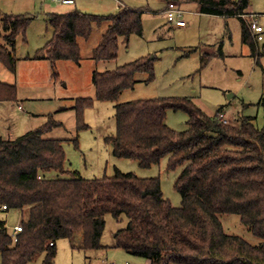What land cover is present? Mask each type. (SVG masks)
Segmentation results:
<instances>
[{
	"label": "trees",
	"instance_id": "obj_1",
	"mask_svg": "<svg viewBox=\"0 0 264 264\" xmlns=\"http://www.w3.org/2000/svg\"><path fill=\"white\" fill-rule=\"evenodd\" d=\"M166 3L177 0H165ZM199 5L200 13L242 20L243 43L254 58L260 56L247 15L252 0H185ZM52 40L44 47L54 70L60 61H82L80 39H89L96 27L109 23L100 44L93 50L96 64L116 61L121 38L143 37V12L121 7L112 15H92L75 10L48 15ZM32 19L26 15H0V63L17 73L14 55L17 38L26 36ZM10 48V49H9ZM39 57V55H38ZM36 57L35 59H38ZM154 59H139L115 70L94 71L95 98L76 99L78 137L71 143L79 149V136L89 129L86 109L96 101L117 102L120 95L135 88L138 74L155 80ZM56 76V72H55ZM18 100V86L0 81V102ZM260 104L264 107V98ZM116 130L106 138L117 159L138 161L150 169L167 157V169L180 176L174 188L182 197L180 208L165 198L160 178L145 179L116 169L113 176L82 178L67 169L62 139H48L47 133L63 124L50 121L18 139L0 137V212L29 210L23 232L13 241L6 222L0 221L1 264H29L40 255L44 264H55L58 243L81 236L82 251H100L106 217H126L128 226L115 235L116 248L151 264H264V128L252 117L242 116L239 126L224 124L220 113L207 115L190 97H164L117 103ZM168 111L189 116V129L176 131L167 124ZM59 172L68 178L47 179ZM240 216L242 223L263 243L225 233L220 215ZM53 244V245H52Z\"/></svg>",
	"mask_w": 264,
	"mask_h": 264
},
{
	"label": "rangeland",
	"instance_id": "obj_2",
	"mask_svg": "<svg viewBox=\"0 0 264 264\" xmlns=\"http://www.w3.org/2000/svg\"><path fill=\"white\" fill-rule=\"evenodd\" d=\"M76 5L59 6L44 0H0V15H26L32 19L26 36H19L14 55L17 56V73L7 70L0 63V81L18 86V100L0 102V137L18 139L31 131L40 129L53 117L63 124L45 135L48 139H62L67 154V169L78 171L82 178L101 179L113 176L115 170L132 173L145 179L160 178L162 191L174 207H182V197L174 185L181 169L169 171L168 158L150 169L140 167L138 161L117 159L113 147L106 138L116 130L115 106L138 100L164 97H190L207 115L223 112L227 120L239 126L242 116L252 117L264 128V42L258 43L260 56L254 58L251 49L243 43L242 20L233 17H214L200 14L198 4L177 0L185 11L183 20L187 28H176L167 20L163 11L165 0H76ZM244 19L251 22L250 15L264 27V0H252ZM133 8L143 12V37L132 35L129 42L121 38L119 57L116 61L96 64L93 50L100 44L109 29V23L96 27L89 39H80L82 61H60L52 69L46 59L44 47L52 40L53 30L48 23L49 13L68 14L75 10L92 15L108 16L119 9ZM199 10V12H198ZM251 12L252 14H250ZM47 13V14H46ZM1 43L9 47L0 36ZM10 49V48H9ZM39 55V57H38ZM38 57V59H35ZM156 57L155 80L146 82L148 75L138 74L137 85L124 91L117 102L96 101L86 109L87 131L79 136L77 149L72 142L78 137L76 129V99L95 98L96 89L92 78L94 71L115 70L139 59ZM56 72V76H55ZM22 106V109H19ZM65 107V110H62ZM167 124L176 131L189 129V116L184 112L168 111ZM47 179L68 178L59 172L46 174ZM29 210L0 212V221L6 222L9 233L16 225L27 220ZM226 234L235 235L253 246H260L262 239L252 234L242 223L240 216L220 215ZM103 235L104 250L88 252L72 248L79 245L78 234L73 241L58 243L55 264H147L148 260L126 254L117 249L115 235L128 226L126 217L116 220L106 217ZM40 255L29 264H44ZM2 257H0V264Z\"/></svg>",
	"mask_w": 264,
	"mask_h": 264
},
{
	"label": "built area",
	"instance_id": "obj_3",
	"mask_svg": "<svg viewBox=\"0 0 264 264\" xmlns=\"http://www.w3.org/2000/svg\"><path fill=\"white\" fill-rule=\"evenodd\" d=\"M44 1L54 3L59 6H67V7L76 4V0H44ZM167 5H168L167 9L165 10V16L167 20H169L171 24H176V26L178 25L180 27H185L187 25V23L183 20L185 12L180 7V5H178L177 2H170ZM250 16L253 19L250 25L251 34L253 35L254 39H256L258 43L264 42V27L261 25L260 21L257 19V17H260V15L252 14ZM244 17L245 15L242 16V18ZM20 109H22L21 106H20ZM220 120L224 124L229 123V121L227 120L223 112L220 114ZM7 210L8 209L6 206H3L1 208V211L3 212H6ZM22 232H23V226L21 224L16 225L13 228V231L11 233L13 237V241L18 242L17 241L18 235Z\"/></svg>",
	"mask_w": 264,
	"mask_h": 264
},
{
	"label": "crops",
	"instance_id": "obj_4",
	"mask_svg": "<svg viewBox=\"0 0 264 264\" xmlns=\"http://www.w3.org/2000/svg\"><path fill=\"white\" fill-rule=\"evenodd\" d=\"M46 2V1H45ZM48 3V2H47ZM77 3V2H76ZM56 5V4H55ZM76 5V4H75ZM167 5V4H166ZM168 6V5H167ZM199 6V5H198ZM67 7V6H66ZM181 7V6H180ZM182 8V7H181ZM199 8V7H198ZM166 9H167V7H166ZM165 9V10H166ZM183 9V8H182ZM165 10L163 11V13H164V15H165ZM184 10V9H183ZM184 12L186 13V11L184 10ZM198 12H199V10H198ZM53 13H56V12H53ZM52 12L51 13H49V14H53ZM200 13V12H199ZM250 14H252L251 12H249ZM47 14V13H46ZM201 14V13H200ZM185 15V14H184ZM207 16V15H206ZM211 16V15H210ZM214 17H217V16H214ZM221 18V17H220ZM189 26V24H187L185 27H180V26H175L176 28L178 27V28H181V29H184V28H187ZM6 84V83H5ZM9 84V83H8ZM18 90H19V88H18ZM194 99V98H193ZM194 102H195V99H194ZM198 105V104H197ZM199 106V105H198ZM22 107V106H21ZM200 107V106H199ZM63 109L62 110H65V107H62ZM201 108V107H200ZM19 109H20V106H19ZM21 110V109H20ZM210 116V115H209ZM211 116H215V115H211ZM210 116V117H211ZM81 175V174H80ZM90 179V178H89ZM126 254H128V253H126ZM147 264H151V262L150 261H148L147 262Z\"/></svg>",
	"mask_w": 264,
	"mask_h": 264
},
{
	"label": "water",
	"instance_id": "obj_5",
	"mask_svg": "<svg viewBox=\"0 0 264 264\" xmlns=\"http://www.w3.org/2000/svg\"><path fill=\"white\" fill-rule=\"evenodd\" d=\"M155 57H152L151 59H154Z\"/></svg>",
	"mask_w": 264,
	"mask_h": 264
}]
</instances>
